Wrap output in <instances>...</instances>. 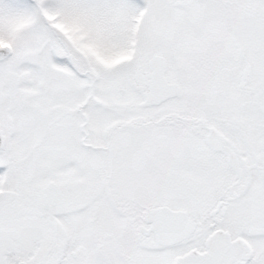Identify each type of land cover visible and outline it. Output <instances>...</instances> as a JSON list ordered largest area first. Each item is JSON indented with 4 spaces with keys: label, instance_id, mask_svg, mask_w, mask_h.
<instances>
[{
    "label": "snow or ice",
    "instance_id": "6c2138e0",
    "mask_svg": "<svg viewBox=\"0 0 264 264\" xmlns=\"http://www.w3.org/2000/svg\"><path fill=\"white\" fill-rule=\"evenodd\" d=\"M0 264H264V0H0Z\"/></svg>",
    "mask_w": 264,
    "mask_h": 264
}]
</instances>
